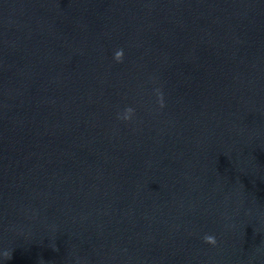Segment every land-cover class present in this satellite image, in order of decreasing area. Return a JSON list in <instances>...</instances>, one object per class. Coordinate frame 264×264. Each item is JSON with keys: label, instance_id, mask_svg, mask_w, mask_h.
I'll return each mask as SVG.
<instances>
[{"label": "water", "instance_id": "obj_1", "mask_svg": "<svg viewBox=\"0 0 264 264\" xmlns=\"http://www.w3.org/2000/svg\"><path fill=\"white\" fill-rule=\"evenodd\" d=\"M0 264H264V0H0Z\"/></svg>", "mask_w": 264, "mask_h": 264}]
</instances>
